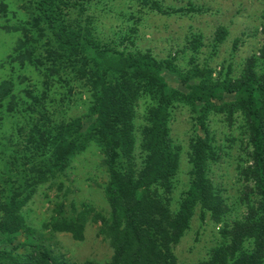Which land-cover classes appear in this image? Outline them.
Segmentation results:
<instances>
[{"label": "rangeland", "instance_id": "1", "mask_svg": "<svg viewBox=\"0 0 264 264\" xmlns=\"http://www.w3.org/2000/svg\"><path fill=\"white\" fill-rule=\"evenodd\" d=\"M37 1L0 0V84L12 82L7 96L0 99V199L14 197L22 203L20 213L26 223L24 231L12 236L0 234V252L6 254L0 257V264H38V254L43 250L49 255L46 264H107L113 257L108 232L111 209L106 196L109 174L98 140H89L69 159L64 171L47 172V180L38 182V171H45L50 159V151L39 144L42 131L53 133L58 125L80 118L82 131L90 133L95 117L90 111L88 81L77 76L73 61L52 54L55 45L45 24L39 21ZM152 2L161 10L151 8ZM62 3L63 25L79 28L98 48L149 53L158 61H171L175 72L163 73L166 92L185 91L179 75H190L196 69L211 73L213 79L239 77L246 59L258 55L264 38V0ZM219 27L226 29L227 36L214 46ZM25 41L35 61H41L43 67L54 66L52 80L44 77L45 70L39 73L27 62L15 60ZM152 105L148 94H141L134 104V149L129 162L136 169L145 159L142 130ZM205 120L214 150L207 176L225 205V213L215 222L209 212L195 208L188 229L172 247L177 264L206 261L213 249L228 242L224 230L242 220L248 205L256 200L251 183L243 175L251 163L243 115L236 112L228 117L211 111ZM169 128L179 153L178 169L166 196L170 211L175 213L190 183V141L206 133L199 128L193 108L179 101L170 107ZM127 162L121 159L117 165L123 167ZM57 222L72 224L80 230V237L53 230ZM250 248L251 243L246 242L244 250Z\"/></svg>", "mask_w": 264, "mask_h": 264}, {"label": "trees", "instance_id": "2", "mask_svg": "<svg viewBox=\"0 0 264 264\" xmlns=\"http://www.w3.org/2000/svg\"><path fill=\"white\" fill-rule=\"evenodd\" d=\"M62 1L38 0L36 9L39 21L52 35L55 45L52 54L55 58L73 61L77 76L89 83L94 131L84 133L80 118L58 125L53 133L42 131L39 144L50 151V159L49 167L38 171V182L47 180V172L64 171L69 159L82 151L89 140L96 138L109 174L106 196L111 209L108 232L113 257L107 264H177L172 247L188 229L195 208L199 206L202 212H209L215 222L225 213V205L207 176L208 163L214 159L206 133L207 114L214 111L232 117L240 112L251 147V163L243 175L251 183L256 200L248 205L242 220L224 230L228 242L213 249L210 257L198 264H263L264 38L258 55L246 59L239 77L213 79L211 73L196 69L190 75H179L185 91L166 92L163 73L166 70L175 72L171 61H158L149 53L111 52L98 48L79 28L63 25ZM150 7L161 10L153 2ZM262 19L264 22V14ZM262 31L264 35V25ZM226 36V29L219 27L214 34V46L221 44ZM28 46L26 41L20 44L15 60L21 64L27 62L39 73L45 70L44 77L52 80L54 66L43 67L41 61H35ZM11 85V81L0 84V99L7 96ZM141 94L151 96L154 105L148 109L147 125L142 130L141 149L145 159L142 167L136 169L129 159L134 149L133 108ZM228 97L231 99L226 101ZM175 101L193 108L198 126L206 134L190 141V183L177 211L172 213L166 196L179 165L178 149L169 128V110ZM121 159L128 161L126 166L117 165ZM21 204L14 197L8 201L0 199V234L12 236L26 230ZM52 229L71 232L77 238L81 234L72 224L64 222L55 223ZM246 242L251 243L250 250H244ZM3 255L6 254L0 252V257ZM38 256V264H46L44 261L49 259L46 250Z\"/></svg>", "mask_w": 264, "mask_h": 264}]
</instances>
